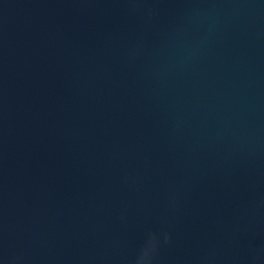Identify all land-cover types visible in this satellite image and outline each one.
I'll use <instances>...</instances> for the list:
<instances>
[{"label": "water", "instance_id": "obj_1", "mask_svg": "<svg viewBox=\"0 0 264 264\" xmlns=\"http://www.w3.org/2000/svg\"><path fill=\"white\" fill-rule=\"evenodd\" d=\"M149 233L153 264H264V0H0V264Z\"/></svg>", "mask_w": 264, "mask_h": 264}, {"label": "clouds", "instance_id": "obj_2", "mask_svg": "<svg viewBox=\"0 0 264 264\" xmlns=\"http://www.w3.org/2000/svg\"><path fill=\"white\" fill-rule=\"evenodd\" d=\"M167 236L165 235V242ZM158 248V240L155 234L149 233L148 239L145 242L144 247L137 256L135 264H153V260L156 256Z\"/></svg>", "mask_w": 264, "mask_h": 264}]
</instances>
